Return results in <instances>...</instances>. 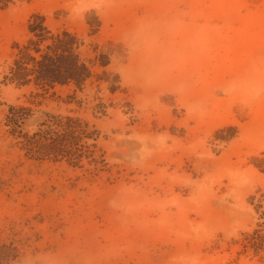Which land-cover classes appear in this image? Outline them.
<instances>
[{"label":"rangeland","instance_id":"374dc122","mask_svg":"<svg viewBox=\"0 0 264 264\" xmlns=\"http://www.w3.org/2000/svg\"><path fill=\"white\" fill-rule=\"evenodd\" d=\"M33 16L82 40V88L11 83ZM1 245L0 264H264V0L0 8Z\"/></svg>","mask_w":264,"mask_h":264},{"label":"trees","instance_id":"16d2710c","mask_svg":"<svg viewBox=\"0 0 264 264\" xmlns=\"http://www.w3.org/2000/svg\"><path fill=\"white\" fill-rule=\"evenodd\" d=\"M16 1L23 0H0V8H6ZM29 40L23 45H17L18 50L14 58V66L11 69V83L19 87L31 84L45 88L56 84H75L82 88L93 76V62L83 59L81 48L82 40L74 33L64 31L61 33L52 32L42 16H33L28 24ZM97 63L100 68H107L110 60L107 55H97ZM59 135L64 138L68 135ZM36 139L42 143L44 149L52 151L54 145L51 140L40 136ZM58 139V140H59ZM57 141L54 138L53 142ZM56 153V150H53ZM16 250L6 245L0 246V263L7 261L8 252Z\"/></svg>","mask_w":264,"mask_h":264}]
</instances>
